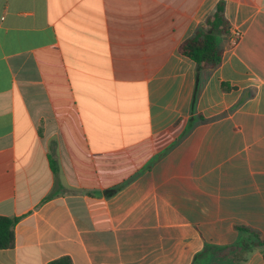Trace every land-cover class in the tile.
Wrapping results in <instances>:
<instances>
[{
  "label": "crops",
  "instance_id": "1",
  "mask_svg": "<svg viewBox=\"0 0 264 264\" xmlns=\"http://www.w3.org/2000/svg\"><path fill=\"white\" fill-rule=\"evenodd\" d=\"M0 216V264H264V0H0Z\"/></svg>",
  "mask_w": 264,
  "mask_h": 264
},
{
  "label": "trees",
  "instance_id": "2",
  "mask_svg": "<svg viewBox=\"0 0 264 264\" xmlns=\"http://www.w3.org/2000/svg\"><path fill=\"white\" fill-rule=\"evenodd\" d=\"M225 37L232 38V26L228 23L224 6L221 4L199 27L195 35L180 45V54L194 61L201 70L216 69L223 61L224 50L221 47V40ZM19 220L16 217L0 216V250L15 248V228ZM239 230L249 236V241L244 245L245 247L243 246L245 251L260 249L264 252V239L259 233L246 227H239ZM203 255L204 253L198 255L193 264H199ZM49 264H72V261L69 257H63Z\"/></svg>",
  "mask_w": 264,
  "mask_h": 264
},
{
  "label": "built area",
  "instance_id": "3",
  "mask_svg": "<svg viewBox=\"0 0 264 264\" xmlns=\"http://www.w3.org/2000/svg\"><path fill=\"white\" fill-rule=\"evenodd\" d=\"M240 38L241 35L239 34V32L237 31L232 32V46L236 45L239 42Z\"/></svg>",
  "mask_w": 264,
  "mask_h": 264
}]
</instances>
